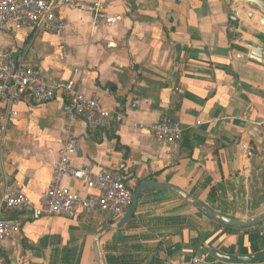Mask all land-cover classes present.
Masks as SVG:
<instances>
[{"label": "crops", "instance_id": "obj_1", "mask_svg": "<svg viewBox=\"0 0 264 264\" xmlns=\"http://www.w3.org/2000/svg\"><path fill=\"white\" fill-rule=\"evenodd\" d=\"M100 1L115 24H95L91 12L64 6L58 10L67 23L63 31H0V50L14 49L45 77L76 74L83 95L123 115L97 133L83 120L75 124L73 166L110 169L127 177L133 192L143 182L175 187L230 218L264 216V64L248 58L254 48L264 49L261 10L234 0ZM64 103L17 106L0 141V197L4 188H16L38 205L64 146ZM166 112L184 129L186 142L175 154L149 129ZM62 186L89 192L74 179ZM9 215L22 227L14 242L0 244L5 264H98L96 233L124 217ZM99 246L106 264H181L200 255L205 264H232L210 252L263 253L264 230L228 227L176 192L151 188L139 194L133 217Z\"/></svg>", "mask_w": 264, "mask_h": 264}, {"label": "built area", "instance_id": "obj_2", "mask_svg": "<svg viewBox=\"0 0 264 264\" xmlns=\"http://www.w3.org/2000/svg\"><path fill=\"white\" fill-rule=\"evenodd\" d=\"M64 6L91 12L95 24L104 22L113 25L117 22L114 16L107 13L100 0L92 3L82 0H0V31L10 27L15 32L31 29L36 34L63 31L67 23L58 16V10ZM58 98L65 101L63 111L67 126L53 179L37 206L20 190L3 189L0 197V244L14 242L21 234L22 227L19 218H6L4 211L15 215L31 212L34 220L45 216L75 218L81 214L106 213L118 220L131 205L133 190L127 184V177L107 168L95 173L91 168L78 169L72 164L79 148V139L73 131L77 122L83 120L88 131L95 133L110 129L123 120V115L104 108L98 98L83 95L76 74L71 80L45 77L30 63L18 59L14 49L0 50V141L6 136L11 119L18 116L16 108L22 101L41 106ZM149 129L156 142L170 154L179 151L184 140V129L168 112ZM248 156L252 157V154L248 153ZM65 179L83 182L88 194L63 187ZM205 263L206 257L200 255L181 264Z\"/></svg>", "mask_w": 264, "mask_h": 264}, {"label": "water", "instance_id": "obj_3", "mask_svg": "<svg viewBox=\"0 0 264 264\" xmlns=\"http://www.w3.org/2000/svg\"><path fill=\"white\" fill-rule=\"evenodd\" d=\"M235 1H241L244 3H249L257 7L258 9L261 10V12L264 14V0H235ZM245 58H247L245 55H243ZM252 61H256L260 64H264V49L261 48H254L252 53L248 57ZM255 163L256 159L252 158L250 165H251V176H250V181H249V186H250V198H252L253 195V186H254V178H255ZM151 188H166L170 189L174 192H176L178 195L181 197L185 198L188 200L190 203L193 205L197 206L203 214L206 216L216 219L223 223L224 225L235 228V229H243V228H249V227H255L258 226L260 230H264V216H258L254 217L251 219H234L230 218L227 216H224L220 213H217L207 207H205L200 201L196 200L195 198L189 196L185 192L181 191L178 188L171 187V186H164V185H158V184H152L149 182H143L141 183L133 192V197H132V202L130 207L128 208L125 216L114 226L111 227H106L100 231H98L94 237V243H93V248H94V254L96 257V260L98 264H106L104 257L101 254L100 250V241L101 238L110 233L111 231L118 229L125 225L134 215L136 209H137V203H138V197L139 194L146 190V189H151ZM251 205V199L249 201V207ZM210 255L215 257L216 259L225 262V263H232V264H255L259 261L264 260V252L259 253L257 255H252L249 257H241V256H228L224 255L218 251L212 250L210 252Z\"/></svg>", "mask_w": 264, "mask_h": 264}, {"label": "trees", "instance_id": "obj_4", "mask_svg": "<svg viewBox=\"0 0 264 264\" xmlns=\"http://www.w3.org/2000/svg\"><path fill=\"white\" fill-rule=\"evenodd\" d=\"M97 133V132H96ZM184 142H186V141H183V143ZM9 213H11V212H9V211H4V215H5V217L6 218H9V219H13V218H15V216H10L9 215ZM13 214V213H12ZM15 215V214H14ZM0 257H3V255H2V253L0 252Z\"/></svg>", "mask_w": 264, "mask_h": 264}, {"label": "rangeland", "instance_id": "obj_5", "mask_svg": "<svg viewBox=\"0 0 264 264\" xmlns=\"http://www.w3.org/2000/svg\"><path fill=\"white\" fill-rule=\"evenodd\" d=\"M1 258V257H0ZM0 264H5V262H0Z\"/></svg>", "mask_w": 264, "mask_h": 264}]
</instances>
